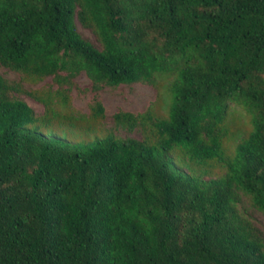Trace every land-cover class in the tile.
I'll return each instance as SVG.
<instances>
[{
	"label": "trees",
	"instance_id": "trees-1",
	"mask_svg": "<svg viewBox=\"0 0 264 264\" xmlns=\"http://www.w3.org/2000/svg\"><path fill=\"white\" fill-rule=\"evenodd\" d=\"M0 65L60 86L0 74V264H264L240 208L264 212V0H0ZM82 71L96 91L172 76L168 115L115 113L135 137L100 129L98 98L63 113ZM231 103L252 123L234 149Z\"/></svg>",
	"mask_w": 264,
	"mask_h": 264
},
{
	"label": "rangeland",
	"instance_id": "rangeland-1",
	"mask_svg": "<svg viewBox=\"0 0 264 264\" xmlns=\"http://www.w3.org/2000/svg\"><path fill=\"white\" fill-rule=\"evenodd\" d=\"M77 30L80 34L93 43L96 47L102 48V44L90 28L82 25L78 18H76ZM0 74L6 77L11 82H21L28 90H38L42 93L56 91L60 86L54 82L52 76L34 82L24 80L22 73L11 70L0 65ZM172 76L160 75L156 78L155 84L150 83H133V84H120L118 86H104L102 89L96 91L93 87V82L85 71H82L74 78V84L67 88V93L70 96V104L66 109L65 106H58V109L63 113L72 110L78 116H88L91 113V107L95 99L98 98L105 107V117L100 122V129L103 131L114 129L119 135H132L141 137L139 130L129 133L123 129L115 128L114 114L119 111H129L135 114L143 113L147 110H152L157 115L167 116L171 102L170 82ZM16 95L25 100L35 112L40 115L45 111L44 103L36 100L28 94L16 93ZM58 123V122H55ZM59 124V123H58ZM56 124L58 128L59 125ZM63 125L67 126L68 123L64 121ZM60 124V125H62ZM227 144L233 149L235 145L245 137L252 129L251 115L249 112L235 104H230L229 115L227 118ZM73 132L79 133L78 129ZM90 136H94L93 133ZM241 210L253 221V223L261 230L264 237V212L256 209L251 202L249 196L244 195L243 202L240 205Z\"/></svg>",
	"mask_w": 264,
	"mask_h": 264
}]
</instances>
